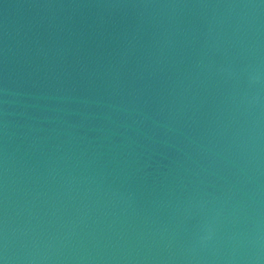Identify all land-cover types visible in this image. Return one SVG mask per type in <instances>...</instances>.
I'll return each instance as SVG.
<instances>
[{
    "label": "water",
    "instance_id": "1",
    "mask_svg": "<svg viewBox=\"0 0 264 264\" xmlns=\"http://www.w3.org/2000/svg\"><path fill=\"white\" fill-rule=\"evenodd\" d=\"M2 264H264V0H0Z\"/></svg>",
    "mask_w": 264,
    "mask_h": 264
},
{
    "label": "snow or ice",
    "instance_id": "2",
    "mask_svg": "<svg viewBox=\"0 0 264 264\" xmlns=\"http://www.w3.org/2000/svg\"><path fill=\"white\" fill-rule=\"evenodd\" d=\"M0 264H2V261H0Z\"/></svg>",
    "mask_w": 264,
    "mask_h": 264
}]
</instances>
